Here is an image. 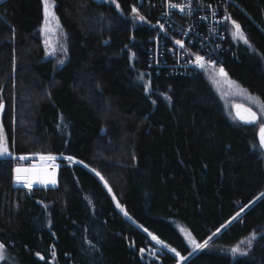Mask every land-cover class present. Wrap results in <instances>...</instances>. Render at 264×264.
<instances>
[{"label": "trees", "instance_id": "16d2710c", "mask_svg": "<svg viewBox=\"0 0 264 264\" xmlns=\"http://www.w3.org/2000/svg\"><path fill=\"white\" fill-rule=\"evenodd\" d=\"M115 1L53 0L62 36L47 57L42 0H0L4 264H264V234L227 253L264 230L258 129L224 114L202 71L148 68L156 0ZM224 10L225 74L264 104V0ZM34 155L56 158L55 186L16 182L14 157ZM178 224L208 246L191 252Z\"/></svg>", "mask_w": 264, "mask_h": 264}, {"label": "built area", "instance_id": "2783aa9c", "mask_svg": "<svg viewBox=\"0 0 264 264\" xmlns=\"http://www.w3.org/2000/svg\"><path fill=\"white\" fill-rule=\"evenodd\" d=\"M228 2L230 0H156L152 4L156 12V34L149 38L148 68L156 74L181 76L204 68L216 69L219 73L223 69L225 73L223 54L229 17L224 5ZM197 57L202 58L203 67Z\"/></svg>", "mask_w": 264, "mask_h": 264}, {"label": "rangeland", "instance_id": "374dc122", "mask_svg": "<svg viewBox=\"0 0 264 264\" xmlns=\"http://www.w3.org/2000/svg\"><path fill=\"white\" fill-rule=\"evenodd\" d=\"M99 2H105L108 4H112L115 7H118L115 0H96ZM46 2L51 6L49 8V11L53 15H47L45 12V4ZM43 5V15H44V22L41 27V36L43 41L44 50L47 57H55L56 56V50H57V44L61 40L62 36V30L59 22V18L55 11V3L53 0H42ZM234 23H231V31H230V37L236 41V42H244V39L239 38V36H234L233 33L236 31ZM241 31V29H240ZM242 32V31H241ZM244 36V34H243ZM245 37V36H244ZM202 73L208 83L211 85L212 89L217 94L222 107L224 114L233 122H236L233 109L236 105L241 104L244 105L250 109H252L257 115H258V125L256 128L259 130L261 127H264V104L259 100V98L255 95L250 94L245 89H243L241 86H239L236 82L229 79L227 75H222L219 72H217L216 69H210V68H204L202 70ZM146 87V93L149 92V86L148 83H145ZM4 138V137H3ZM6 141V139L4 138ZM7 144V143H6ZM8 148V146H7ZM4 157H13L11 151L8 148L7 153L0 154V158ZM47 157L51 156H44V155H34L29 157H14L19 161V165H30V166H56L55 164V157L54 159H47ZM16 182L19 184H26V183H20L18 182L16 178ZM178 230L182 234L183 238L185 239L187 245L189 246L191 252H197L199 250H202L208 246L209 241H207V244L203 248H196V244H199L195 241V239L192 237V235L187 231L184 227L181 225H177ZM264 234V230L258 233H252L245 239H242L237 245L230 248L227 253L231 254L232 256H239V255H245L253 243L257 240V238ZM254 237V238H253ZM154 243L160 247L162 245L158 243L156 240H154ZM195 241V244L193 243ZM250 241V243H249ZM204 244V243H200ZM1 245V244H0ZM239 247V251L234 253L232 249ZM150 256H153L156 250L151 249ZM170 253L174 254L180 262H182L184 259H182L178 254L174 253L172 250L167 249ZM245 253V254H241ZM11 262L10 259L7 258L4 247L0 248V264H4Z\"/></svg>", "mask_w": 264, "mask_h": 264}, {"label": "water", "instance_id": "95a60500", "mask_svg": "<svg viewBox=\"0 0 264 264\" xmlns=\"http://www.w3.org/2000/svg\"><path fill=\"white\" fill-rule=\"evenodd\" d=\"M245 109L254 112L252 109L238 104L233 109V114L235 120L242 125L245 126H255L258 123V115L256 114V122L255 123H247L246 119L248 118V113L245 112ZM2 113V109L0 110V114ZM255 113V112H254ZM241 117H244L242 119ZM261 129V128H260ZM260 129L258 131V140L262 151L264 152V143L261 141ZM22 169L19 173L20 179L18 182L31 184V187L44 186L51 187L56 185V167L47 165V166H27V165H19L15 167V177L17 178V169ZM52 179L55 180V183H50Z\"/></svg>", "mask_w": 264, "mask_h": 264}, {"label": "snow or ice", "instance_id": "6c2138e0", "mask_svg": "<svg viewBox=\"0 0 264 264\" xmlns=\"http://www.w3.org/2000/svg\"><path fill=\"white\" fill-rule=\"evenodd\" d=\"M50 7H51V6L46 2V4H45V12H46V16H47V15H53V14L49 11V8H50ZM172 7H176V5H172ZM235 28H236V31L233 33V35H234V36H239V38L244 39V42L247 43L246 38L243 36V33L240 31V27H239V25H235ZM177 43L180 44V41H177ZM181 47H183L182 44H181ZM197 61L200 63V66H201V67L204 66L201 57H197ZM220 73H221L222 75H226V74L224 73V70H223V69H220ZM0 107H2V105H0ZM245 112L248 113V118L246 119V122H247V123H255V122H256V113L251 112V111L248 110V109H245ZM241 118L244 119V117H241ZM260 135H261V141H262V143H264V127H261V129H260ZM7 151H8V148H7L6 141H5L4 138H3L2 131H0V154H5V153H7ZM47 159H54V158H53V157H47ZM16 171H17V174H18V175H17V180H19V179H20L19 173L22 171V169H19V168H18ZM98 175H99V174H98ZM49 182L54 184V183H55V180L52 179V180L49 181ZM31 186H32V185H31L30 183L26 185V187H29V188H30ZM117 206L119 207V205H117ZM121 211H123V209H121ZM125 215H127L126 212H125ZM253 238H254V237H253ZM153 239L155 240L156 237H153ZM157 242L159 243V241H157ZM193 243L195 244V241H193ZM249 243H250V241H249ZM206 244H207V241H205L204 244H196V248H203V247L206 246ZM2 247H3V246L0 245V248H2ZM232 251H233L234 253L238 252V251H239V247L232 249ZM241 254H245V253H241Z\"/></svg>", "mask_w": 264, "mask_h": 264}, {"label": "bare ground", "instance_id": "6f19581e", "mask_svg": "<svg viewBox=\"0 0 264 264\" xmlns=\"http://www.w3.org/2000/svg\"><path fill=\"white\" fill-rule=\"evenodd\" d=\"M227 29H228V24H227ZM154 30H155V28H154ZM156 34V33H155ZM228 39V38H227ZM237 122V121H236ZM238 123V122H237ZM257 125H258V123H257ZM257 125H255V127L257 126ZM259 131V130H258Z\"/></svg>", "mask_w": 264, "mask_h": 264}, {"label": "flooded vegetation", "instance_id": "af4514ba", "mask_svg": "<svg viewBox=\"0 0 264 264\" xmlns=\"http://www.w3.org/2000/svg\"><path fill=\"white\" fill-rule=\"evenodd\" d=\"M27 166H30V165H27Z\"/></svg>", "mask_w": 264, "mask_h": 264}]
</instances>
